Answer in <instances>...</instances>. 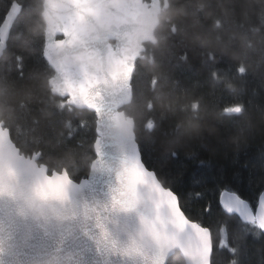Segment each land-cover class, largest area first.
<instances>
[{
	"label": "trees",
	"instance_id": "1",
	"mask_svg": "<svg viewBox=\"0 0 264 264\" xmlns=\"http://www.w3.org/2000/svg\"><path fill=\"white\" fill-rule=\"evenodd\" d=\"M10 2L0 0V18ZM20 2L31 8L22 17V29H13L9 51L0 57L5 126L14 128L18 144L43 153L41 163L51 173L67 169L79 182L88 177V164L95 160L96 125L85 119L84 110L68 108L63 116L58 114L49 98L52 68L41 54L43 41L26 30L38 22L40 7L30 0ZM169 4L161 16L157 42L149 44L137 62L133 99L124 111L134 119L146 167L158 176L167 171L158 156L168 161L174 153H178L172 162L177 168L220 173L214 178L216 187L206 190L201 199L188 200L181 185H173V190L186 201V212L212 229L213 245L227 238L241 246L238 264H264V237L258 228L227 215L217 200L218 189L225 185L253 203L264 190V0H169ZM205 38L216 46H202ZM13 52L23 54V79ZM239 107L241 112L234 110ZM78 120L88 128L76 130ZM70 123L76 134L67 141ZM153 145L156 153L145 147ZM237 176L239 180L228 183ZM207 203L212 205L211 213L205 211ZM236 223L239 229L254 231L256 238L246 239L244 231L232 227ZM216 259L222 264L232 261L227 250L217 253ZM168 264L186 263L176 253Z\"/></svg>",
	"mask_w": 264,
	"mask_h": 264
},
{
	"label": "snow or ice",
	"instance_id": "2",
	"mask_svg": "<svg viewBox=\"0 0 264 264\" xmlns=\"http://www.w3.org/2000/svg\"><path fill=\"white\" fill-rule=\"evenodd\" d=\"M75 9V14H62L58 17L57 22L53 25L47 41H44L45 51L41 54L46 61L52 60L53 49L64 45H72L80 38V27L83 24L82 17L85 12L90 11L89 0H67ZM144 3L151 4V0H144ZM31 5L20 2V0H12L5 14L0 18V48L4 51H9V43H12L13 29L20 31L23 27L21 20L24 13L30 10ZM115 9L112 10V15L115 16ZM15 32V33H16ZM106 54L111 63L119 65L121 74L119 78L110 76L108 73L92 72L87 68L77 69L73 74L74 78L69 81L68 76L71 74V69H64V95L60 99L63 108L58 109V114L63 116L65 109L76 108L77 104L82 103L83 110L88 113L86 120L94 122L93 156L99 160L103 156L105 141L103 139V127L105 124L114 123L117 116V105L123 104L125 100L130 101L133 97L132 81L136 71L134 61L130 62L127 58L121 59L118 53H113L107 49L103 50V55ZM14 59L18 63L19 78L23 79L24 57L20 52H13ZM111 84V87L109 85ZM238 111V109H234ZM88 128V124L76 121L75 129ZM69 134L65 137L67 141L74 138L76 131L73 132V125H68ZM0 137L3 138V143L7 146L6 152L0 155V187L7 182L10 188H15L20 183V175L23 173L26 176L33 178V189L35 195L40 200L61 199L63 193L58 187H54V181L48 179L52 176L51 171L46 167L43 169L36 168L34 171H26V161L17 154L18 145L16 135L12 126H0ZM150 152L156 153L155 145L152 147L145 146ZM43 153L40 156H30V159L35 160L38 164L41 162ZM161 161L162 168L167 171L163 175H159L147 168L146 160L141 158V145L133 146L131 155H125L122 162V170L119 175V185L116 187V193L112 197L113 207L130 205L132 201L128 199L134 196L139 187H151L157 194V199L154 201V210L157 217L149 222L146 226L149 231L160 235V229L163 228L164 239L175 240L178 237H184L188 241L189 250L187 259L191 264H222L216 259L217 253L223 254L226 250L232 257L230 264H238L236 260L237 253L241 250L240 245H233L225 238L224 242L213 245L212 229L207 227L202 220H197L191 217L186 212V201H182L181 197L173 190V185L184 186L187 192V199L198 200L204 196V192L210 188L216 187L214 178H219L220 173H208L205 171L186 170L183 167L177 168L173 165V161L178 159V153H174L170 160L165 161L158 156ZM7 173V176H5ZM59 176H67L69 181L72 177L67 170L63 173H57ZM165 175L168 177L165 179ZM240 177H233L228 183H233L239 180ZM167 185V187H166ZM196 189H200L197 191ZM217 197L219 208L224 209L225 205L229 208L236 207V211L225 209L227 215H235L238 218L243 214L244 210L250 211L253 216L259 211L261 213L258 225H255L259 230V235L264 237V190H261L256 198L255 203L243 198L238 191L232 190L227 185L218 189ZM205 211L212 212L211 203L204 206ZM164 209L170 212L169 217L165 218L160 215ZM95 227V226H94ZM232 227L238 231H244L246 239H254L255 232L248 229H239L238 223ZM225 236L227 237L228 225L225 224ZM97 236H89L94 242L95 249L101 258H107L105 264H113V261H119L120 264H161L163 258V250L151 251L149 249L141 251L135 246H122L115 238L109 239L107 230L103 226L97 229ZM88 233L86 232V235ZM38 239H46L56 245V250H63L69 245L66 238L59 240L52 239L46 233L43 235L37 234L31 238L30 244L23 246L21 229L19 226L0 223V264L4 257H9L5 254L3 246L17 245L22 253L26 248H31L34 242ZM226 245V247H225ZM15 258L16 256H11ZM75 264H80L76 261ZM167 264V261H164Z\"/></svg>",
	"mask_w": 264,
	"mask_h": 264
},
{
	"label": "water",
	"instance_id": "3",
	"mask_svg": "<svg viewBox=\"0 0 264 264\" xmlns=\"http://www.w3.org/2000/svg\"><path fill=\"white\" fill-rule=\"evenodd\" d=\"M162 1L165 8L168 7L167 0H151V4L143 3V0H89V13H94L96 20H102L115 28V43L106 47L92 44V24H82L80 27V38L77 42L91 46L93 51H102L107 49L110 52L118 53L119 58H127L130 62L135 63L141 57V54L146 51L145 44L155 42V31L159 25V16L162 12ZM112 3L119 4L117 8L102 7L111 5ZM115 9V16L112 15V10ZM97 36L101 40L113 39L108 35L97 32ZM45 51V48H44ZM0 52L4 53L3 48ZM1 57V56H0ZM51 66V61H48ZM99 72L108 73L110 76L119 78L121 69L119 65L110 62L108 56L104 54L103 60L100 63ZM73 78L68 77L71 81ZM125 100L121 105H117L118 119L114 123L105 124L103 127V139L105 147L103 156L99 160H94L93 170L90 171L88 178L82 179L79 182L67 176H57L53 172L48 179L54 181V187H58L63 193L62 200L67 196L70 202L79 210L85 213H90L91 221L80 223L78 222L73 227L79 229L76 241L67 246V250L74 253L75 262L78 260L80 264H105L107 258H101L95 249L94 242L89 236H97L99 234V226H103L104 230L115 228L119 225H124L129 229L130 234L136 235L137 228L142 231L151 233L153 245L149 249L153 252L163 250L164 261L169 263V260L179 253L186 264H191L187 259L189 250L188 241L184 237H178L175 240L164 239L163 228L160 229V235L152 233L148 230L146 222H151L157 217L154 210V201L157 199V194L149 186L147 188L141 186L138 188L134 196L128 197L132 201L130 205L113 207L112 197L118 195L116 187L119 185V175L122 170V162L125 155H131L133 146L136 142L135 123L131 117H127L122 109L131 103ZM83 110L82 103L77 104L76 108ZM4 126V125H3ZM7 149L3 143V138L0 137V155ZM40 156V153L34 157ZM142 158V156H141ZM49 170V168L47 167ZM20 181L22 183L31 184L33 178L21 173ZM229 211H236V207L229 208ZM95 209V212H92ZM127 210V211H125ZM13 212V206L7 201L0 200V223L8 225V218ZM160 215L165 218L169 217L170 212L164 209ZM258 220L260 221L261 213L258 211ZM241 217L244 220H254V216L250 211L244 210ZM95 226V227H94ZM86 232L88 233L86 235ZM60 238L56 239L59 240ZM213 241V239H212ZM65 248V247H64ZM56 250V245L46 239H38L31 248H26L22 253L18 249L14 254L4 257L2 264H37V262L48 253ZM141 251L144 249L141 248ZM11 256H16L15 258ZM113 264H120L119 261H113Z\"/></svg>",
	"mask_w": 264,
	"mask_h": 264
},
{
	"label": "clouds",
	"instance_id": "4",
	"mask_svg": "<svg viewBox=\"0 0 264 264\" xmlns=\"http://www.w3.org/2000/svg\"><path fill=\"white\" fill-rule=\"evenodd\" d=\"M31 3L38 4L40 11L38 14V22L27 27L28 34L33 37L47 41L52 32L53 25L62 14H75L76 9L67 2V0H30ZM102 7L117 8L119 4L112 3ZM82 22L86 25L92 24V44L106 47L115 43V28L109 23L96 20L94 13L85 12L82 17ZM97 32H102L113 39L101 40L96 35ZM202 46L215 47L216 42L210 38H205L201 41ZM223 51V49H221ZM3 53L0 52V56ZM102 51H93L91 46L76 42L72 45H64L53 49L51 68L52 73L48 78V93L49 98L55 101V106L60 109L63 105L60 103L61 97L64 95V69H71V76L74 78V73L77 69L87 68L92 72H99L100 63L103 60ZM68 76V77H69ZM111 87V84L109 85ZM31 99V97H27ZM21 106H24L21 101ZM5 107L0 104V126L6 124ZM17 154L26 161V171H34L37 167L40 169L47 168L46 164L41 162L38 164L35 160L30 159L35 153L27 150V145L21 146L18 144ZM6 152V151H5ZM93 163L88 164L89 171L93 170ZM67 169H62L65 171ZM7 176V173H5ZM0 200L7 201L13 206V212L8 218V224L19 226L23 246H27L31 242L34 235L47 234L52 239L66 238L69 245L76 241L79 229L73 227L78 222L84 223L91 221L90 213L79 211L65 196L62 200H40L36 197L33 185L22 183L15 188H10L7 182L3 187H0ZM127 211V210H125ZM95 212V209H92ZM108 238L115 240L122 246H135L137 249H150L153 245L151 233L142 231L137 228V234L132 235L124 225L116 226L107 231ZM3 250L6 255L14 254L18 250L17 245L4 244ZM37 264H75V256L67 246L60 251L54 250L42 257Z\"/></svg>",
	"mask_w": 264,
	"mask_h": 264
},
{
	"label": "rangeland",
	"instance_id": "5",
	"mask_svg": "<svg viewBox=\"0 0 264 264\" xmlns=\"http://www.w3.org/2000/svg\"><path fill=\"white\" fill-rule=\"evenodd\" d=\"M201 111H202V112H206V109L203 108V110L201 109ZM127 117H131V116L128 115Z\"/></svg>",
	"mask_w": 264,
	"mask_h": 264
}]
</instances>
